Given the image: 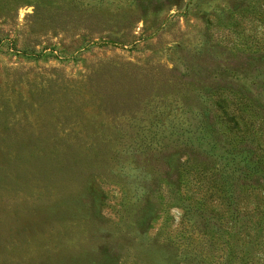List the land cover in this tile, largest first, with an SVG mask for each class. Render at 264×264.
<instances>
[{
	"label": "rangeland",
	"instance_id": "1",
	"mask_svg": "<svg viewBox=\"0 0 264 264\" xmlns=\"http://www.w3.org/2000/svg\"><path fill=\"white\" fill-rule=\"evenodd\" d=\"M0 264H264V0H0Z\"/></svg>",
	"mask_w": 264,
	"mask_h": 264
}]
</instances>
